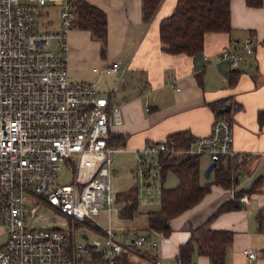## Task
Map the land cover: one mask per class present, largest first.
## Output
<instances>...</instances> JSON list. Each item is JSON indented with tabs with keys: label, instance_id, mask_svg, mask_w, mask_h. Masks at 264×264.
<instances>
[{
	"label": "built area",
	"instance_id": "obj_1",
	"mask_svg": "<svg viewBox=\"0 0 264 264\" xmlns=\"http://www.w3.org/2000/svg\"><path fill=\"white\" fill-rule=\"evenodd\" d=\"M82 1L0 0V264H92L94 253L102 264L125 256L146 264L144 256L159 248L145 230L114 223L121 205L112 187L113 155L123 148L110 138L112 124L121 121L113 97L123 74L118 61L93 67L120 74L108 91L96 80L70 76L67 36L78 24ZM51 9L57 11V28L54 20L40 23L51 18ZM257 43L246 36L217 58L238 68ZM233 141L231 119L218 115L210 132L186 149L167 141L145 144L134 167L139 198L159 183L160 152H190L216 163L225 157L247 161L250 156L235 151ZM230 195L241 204L251 201L246 193ZM245 252L249 259L258 256L253 248Z\"/></svg>",
	"mask_w": 264,
	"mask_h": 264
},
{
	"label": "crops",
	"instance_id": "obj_2",
	"mask_svg": "<svg viewBox=\"0 0 264 264\" xmlns=\"http://www.w3.org/2000/svg\"><path fill=\"white\" fill-rule=\"evenodd\" d=\"M86 2L106 14V45L102 51L101 40L94 37L89 29L72 28L67 36L69 74L77 80H96L105 87L104 81L101 83L104 74L95 72L93 67L113 61L120 63L123 79L115 90L121 88L116 104L121 121L112 124L111 136H123L121 143L115 145L123 150L114 153L112 172L117 170L114 161L119 165L129 162L134 174L137 152L147 142L166 141L171 134L183 130L197 138L208 134L217 115L212 103L218 105L217 109L231 104L228 114L233 123L234 149L250 156L247 161L239 163L235 188L213 184L200 202L170 220L172 232L169 235L149 229L147 213L151 210L146 212L144 225H129L130 220L139 214V208L132 217L121 213L114 216V223L119 228L143 229L158 240L157 253L146 254L155 257V261L147 258L146 264H170V260L175 264L190 261L213 264L207 255L197 251L188 262L180 261L177 256L192 229L204 222H209L211 228L233 232L225 264H264V181L258 189L246 193L251 198L250 203L212 216L230 198L232 191L250 188L257 178H264V120L261 122L259 119V112L264 110V0L260 6L249 5L246 0H230L231 29L208 32L203 49L196 54L171 53L162 48L159 23L173 11L177 0H162L149 21L143 18V0ZM249 35L258 42L255 54L240 67L232 68L227 60H218L217 55L222 49ZM205 56H209L210 61ZM111 75L116 81L120 74ZM209 162L208 158L206 166L202 161L200 163L203 183L213 179V171L210 177L205 176ZM168 173L173 176L170 185L166 186L164 181ZM242 173H245L243 181ZM160 179L159 199L162 186L174 187L178 183V177L171 169L162 173L159 182ZM156 187L157 184L142 190L139 207L155 204L158 197ZM260 212L262 227L258 218ZM124 219L129 223L125 224ZM246 248L255 249L258 256L249 259ZM95 254L92 255V263Z\"/></svg>",
	"mask_w": 264,
	"mask_h": 264
},
{
	"label": "trees",
	"instance_id": "obj_3",
	"mask_svg": "<svg viewBox=\"0 0 264 264\" xmlns=\"http://www.w3.org/2000/svg\"><path fill=\"white\" fill-rule=\"evenodd\" d=\"M249 5L260 6L263 0H246ZM162 0H143V18L149 21L157 12ZM231 8L230 0H177L173 11L161 18L159 23L162 48L171 53L186 52L196 54L203 49L205 35L208 32L229 31ZM76 27L87 28L94 37L101 40L102 51L106 45L107 17L105 12L83 0L79 8V20ZM227 104V103H226ZM218 115L229 117L228 112L220 113L216 103L211 104ZM226 105L224 104L223 107ZM221 107V108H223ZM230 118V117H229ZM259 119L264 120V110L259 112ZM189 131L183 130L169 136L167 143L171 148L186 149L196 139ZM123 136H111L110 143L116 145L121 143ZM159 143V141H150ZM149 143V142H147ZM146 143V144H147ZM159 163L162 173L171 169L178 177V183L174 187H161V206L158 210L147 213L149 229L163 232L169 235L172 232L170 220L184 211L192 208L203 197L211 191L213 184L225 188H235L237 185V171L239 164L234 157H228L227 164L223 160L217 161L212 170L213 179L203 183L201 181L200 163L198 154L190 152H160ZM264 178H257L250 188L235 189L237 196L250 193L261 186ZM117 200L121 202V215L132 217L139 208L138 184L127 191L117 193ZM242 207L239 201L229 198L223 202L216 212ZM211 216V217H212ZM260 225H263L261 212L258 215ZM233 241V232L211 228L209 222H204L191 231L189 239L181 244L178 258L180 261L188 262L192 259L195 251L207 255L213 264H225L228 245ZM152 261L155 257L145 255ZM92 264H102L99 254H95ZM117 264H141L132 261L128 257H121Z\"/></svg>",
	"mask_w": 264,
	"mask_h": 264
},
{
	"label": "rangeland",
	"instance_id": "obj_4",
	"mask_svg": "<svg viewBox=\"0 0 264 264\" xmlns=\"http://www.w3.org/2000/svg\"><path fill=\"white\" fill-rule=\"evenodd\" d=\"M50 19H46L45 17H42L40 19V23L41 21L43 20H54L55 22V25L52 24V26L54 28H57L58 27V15H57V11L54 10V9H51V12H50ZM42 24V23H41ZM102 80H101V83H103L104 81V84H105V87H102L101 84L100 87L102 88V90H105V91H108L110 90V88H113L114 84H115V77L112 76L111 74H104V76H102ZM118 78V76H117ZM108 82H107V81ZM123 83V82H122ZM116 91V90H115ZM120 95H121V88H119L117 91H116V94L114 95L113 97V102L115 104L118 103L119 101V98H120ZM201 161H202V165H207V162H208V158L207 157H201ZM118 163L116 161H114V166L116 165V171H113L112 172V177H111V180H112V187L115 191H125L126 189H129L130 187H133L136 185V180L138 181V178L135 176V174H133V172L131 171L130 169V163L129 162H126L124 163L123 165H117ZM66 170H63L61 173H63V176L66 175V173H64ZM61 175V174H60ZM172 174L171 173H168L166 175V181H164V185L168 186L170 185V182H171V178H172ZM242 181L243 179H245V173H242ZM136 179V180H135ZM59 181L60 182H63V179L60 177L59 178ZM163 182V181H162ZM252 183V182H251ZM159 184H161V179H160V182L157 183V187H156V192L158 194V187H159ZM250 184V183H249ZM248 184V185H249ZM128 192V191H127ZM237 193V192H235ZM142 195V194H141ZM160 200L161 198L159 199V194H158V197H157V200L155 201V204L153 205H140L139 207V214L137 215V217L134 219V220H130L132 222L129 223V221L127 219H124L123 222L126 224V223H129V225H132V224H142L144 225L146 223V212L148 210H154V209H158L159 208V204H160ZM123 222H119L120 224L123 223ZM52 224V222H46L44 223V225H50ZM4 242V237L1 236L0 237V246L1 244ZM170 264H175L174 261L170 260L168 261Z\"/></svg>",
	"mask_w": 264,
	"mask_h": 264
},
{
	"label": "water",
	"instance_id": "obj_5",
	"mask_svg": "<svg viewBox=\"0 0 264 264\" xmlns=\"http://www.w3.org/2000/svg\"><path fill=\"white\" fill-rule=\"evenodd\" d=\"M230 109H231V104H227L225 107H223V108H220L219 109V112L222 114V113H226V112H229L230 111ZM227 161H228V158L227 157H225L224 159H223V163L224 164H227ZM216 162L215 161H211L210 163H209V165L207 166V168H206V170H205V176L206 177H210V175H211V172H212V170L214 169V167L216 166ZM82 235H83V237L85 238V239H87L88 238V235H87V233H82Z\"/></svg>",
	"mask_w": 264,
	"mask_h": 264
}]
</instances>
